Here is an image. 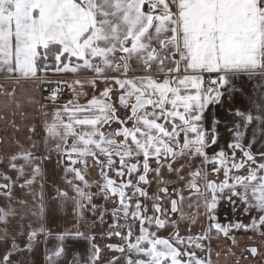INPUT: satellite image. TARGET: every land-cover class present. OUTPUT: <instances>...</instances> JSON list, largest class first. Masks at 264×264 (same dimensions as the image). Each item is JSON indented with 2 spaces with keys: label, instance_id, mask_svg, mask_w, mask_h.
Wrapping results in <instances>:
<instances>
[{
  "label": "snow or ice",
  "instance_id": "6c2138e0",
  "mask_svg": "<svg viewBox=\"0 0 264 264\" xmlns=\"http://www.w3.org/2000/svg\"><path fill=\"white\" fill-rule=\"evenodd\" d=\"M0 78V264H264V0H0Z\"/></svg>",
  "mask_w": 264,
  "mask_h": 264
},
{
  "label": "crops",
  "instance_id": "0c3cea01",
  "mask_svg": "<svg viewBox=\"0 0 264 264\" xmlns=\"http://www.w3.org/2000/svg\"><path fill=\"white\" fill-rule=\"evenodd\" d=\"M62 78H65V77H59V76H55V75L49 74V79L52 80V81H55L57 79H62ZM0 83L10 84L11 82L10 81H4L2 78H0ZM102 87H103V85H101V88ZM42 95H48V93L47 92L39 93V94H37V98H40V96H42ZM65 95H67V93ZM0 99H3V98L0 97ZM23 111H25V112H31L32 109L31 108H28L27 106H25L23 108ZM10 118H14L17 121V123H20L21 122V118H20L19 115L15 116V117H10ZM41 135H43V133H41ZM0 137H3L5 139H8V138L13 137V131H12V129L9 128V127H7L3 123H0ZM4 147L7 148V147H9V145H5ZM41 151H43V146L42 145H41ZM47 168H48V172H49L48 182L51 183V182L55 181L57 184H61L62 181H61L60 177L62 176V170L57 167V156H56L55 153L52 154V159L47 164ZM47 190L48 191H51V188H48ZM97 203H100V201H97ZM57 216L58 217H62L63 216V213L62 212H58L57 213ZM229 216L231 217L230 212H229ZM245 222H247V218H245ZM49 226L51 227L53 233H56V232L61 231L63 229V225L60 223L59 219H57L54 222H51ZM237 235L240 236V247L241 248L242 247H245V246H247L248 244L251 243V241H248L246 239V237L242 236L241 234L238 233ZM249 235H251V233H249ZM256 242L259 243V239L258 238L256 239ZM81 245H83V242H81ZM43 251H44V245L41 244L40 245V254L38 256H36V257L29 256L28 257L29 261L31 262L32 260L35 259V260L40 261L41 264H42V261H43ZM72 251L82 252L83 251V247H78L76 249H73ZM234 251H236L237 256L240 255L239 249H234ZM70 255H71V253H70ZM105 255H107V253H105ZM213 258H215V257H213ZM229 264H231V262H229Z\"/></svg>",
  "mask_w": 264,
  "mask_h": 264
},
{
  "label": "built area",
  "instance_id": "2783aa9c",
  "mask_svg": "<svg viewBox=\"0 0 264 264\" xmlns=\"http://www.w3.org/2000/svg\"><path fill=\"white\" fill-rule=\"evenodd\" d=\"M54 86V85H53Z\"/></svg>",
  "mask_w": 264,
  "mask_h": 264
}]
</instances>
